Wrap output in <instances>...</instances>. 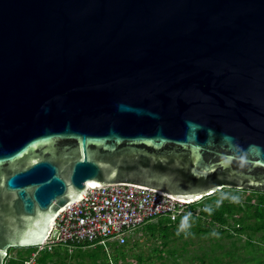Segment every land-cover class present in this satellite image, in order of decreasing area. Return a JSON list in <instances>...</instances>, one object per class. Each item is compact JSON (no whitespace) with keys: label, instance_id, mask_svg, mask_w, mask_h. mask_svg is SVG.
Listing matches in <instances>:
<instances>
[{"label":"water","instance_id":"95a60500","mask_svg":"<svg viewBox=\"0 0 264 264\" xmlns=\"http://www.w3.org/2000/svg\"><path fill=\"white\" fill-rule=\"evenodd\" d=\"M115 183L264 191V0H0V264Z\"/></svg>","mask_w":264,"mask_h":264},{"label":"trees","instance_id":"16d2710c","mask_svg":"<svg viewBox=\"0 0 264 264\" xmlns=\"http://www.w3.org/2000/svg\"><path fill=\"white\" fill-rule=\"evenodd\" d=\"M248 193L244 196L243 192ZM234 193L238 201L224 198L217 206L215 201L221 193ZM212 205L213 211L204 210L205 205ZM199 210L196 211L197 206ZM192 212L191 228L188 233L177 232L181 216L172 219L167 216L157 218L156 222H147V229L152 235L161 238L154 250L159 258L156 264H180L178 257L187 259L185 264H264V191L238 188H222L202 200L188 205ZM216 234H213V233ZM184 239V245L169 246L171 236ZM191 236V237H190ZM192 236H197L200 243L192 253L187 245ZM113 250L108 253L104 244L93 245L82 242L70 250L67 246H57L53 250H43L38 256L39 264H145L143 253L133 257L129 243L110 241ZM26 247V246H25ZM16 247H10L9 255ZM36 247L29 246L9 262L19 263ZM130 255L132 257H130ZM7 259V258H6ZM189 260V261H188ZM151 264L153 259L151 258Z\"/></svg>","mask_w":264,"mask_h":264},{"label":"built area","instance_id":"2783aa9c","mask_svg":"<svg viewBox=\"0 0 264 264\" xmlns=\"http://www.w3.org/2000/svg\"><path fill=\"white\" fill-rule=\"evenodd\" d=\"M189 203L155 190L133 184L115 183L90 187L83 198L68 204L58 215L45 239L19 263L39 264L43 250L67 246L72 250L82 242L93 245L110 241L126 242L129 233L155 218L172 219L189 211ZM5 264V262H4Z\"/></svg>","mask_w":264,"mask_h":264},{"label":"rangeland","instance_id":"374dc122","mask_svg":"<svg viewBox=\"0 0 264 264\" xmlns=\"http://www.w3.org/2000/svg\"><path fill=\"white\" fill-rule=\"evenodd\" d=\"M247 193L248 192L245 191V192H243V195L245 196ZM199 206L200 205L197 206L196 211L199 210V208H200ZM156 221H157V218H155L149 222H156ZM185 238H189V235H188V237L186 236L182 239H178V238L174 239L173 236H171L169 246H180V247H182L184 245V239ZM192 239L193 240L191 242H189L187 245L188 252H190V253H192L193 250L195 248H197L200 243H203L199 240V238L197 236H192ZM160 240H161L160 237H158V236L156 237V236L152 235L150 231H148L147 222H146L144 225H142V226L136 228L135 230H133L132 232H130L125 243L128 242L129 245L131 246V253H133V257H135L136 254H138V253L139 254L143 253L145 255V257L147 258L145 264H151V258L153 259V264H156L160 261H159V258L156 257L157 252L154 250V247H155V245L159 244ZM112 242H114V241H112ZM15 247L16 248L13 249L12 253L10 254L12 256H17L18 255V254H16L17 251H19V253H21V252H23L22 250L24 248H27L29 246H27V247L15 246ZM105 248L107 249L108 253H110V254L112 253L113 248L110 245L105 246ZM20 250H21V252H20ZM130 257H132V256L130 255ZM10 258L11 257H9L8 259H10ZM178 258L181 262L180 264H185L187 262V259H185L183 257H178ZM6 263H7V260L5 261V264ZM170 263H168V264H170Z\"/></svg>","mask_w":264,"mask_h":264},{"label":"clouds","instance_id":"9594fccd","mask_svg":"<svg viewBox=\"0 0 264 264\" xmlns=\"http://www.w3.org/2000/svg\"><path fill=\"white\" fill-rule=\"evenodd\" d=\"M224 198H228L232 201H238L239 200L238 195H236L234 193L223 192V193H221L220 198L215 201V204L218 206ZM204 210L207 212H212L213 207H212V205L206 204L204 206ZM191 217H192L191 211H187L181 216L178 227H177L178 233L179 232H184L185 234L188 233V230L191 228V219H190ZM213 234H216V233L214 232Z\"/></svg>","mask_w":264,"mask_h":264},{"label":"snow or ice","instance_id":"6c2138e0","mask_svg":"<svg viewBox=\"0 0 264 264\" xmlns=\"http://www.w3.org/2000/svg\"><path fill=\"white\" fill-rule=\"evenodd\" d=\"M179 199H185V197H179ZM25 241H21V243H24Z\"/></svg>","mask_w":264,"mask_h":264}]
</instances>
